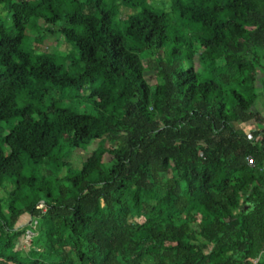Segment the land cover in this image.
Masks as SVG:
<instances>
[{
    "label": "trees",
    "instance_id": "obj_1",
    "mask_svg": "<svg viewBox=\"0 0 264 264\" xmlns=\"http://www.w3.org/2000/svg\"><path fill=\"white\" fill-rule=\"evenodd\" d=\"M0 10V264H264V0Z\"/></svg>",
    "mask_w": 264,
    "mask_h": 264
},
{
    "label": "rangeland",
    "instance_id": "obj_2",
    "mask_svg": "<svg viewBox=\"0 0 264 264\" xmlns=\"http://www.w3.org/2000/svg\"><path fill=\"white\" fill-rule=\"evenodd\" d=\"M148 2L154 4L155 6L158 7H162L165 11H169V4H170V0H148ZM130 11L127 8L121 7V14H126L129 13ZM0 16L4 19L5 22L8 23V21L6 20L7 17H5V12H3L2 10H0ZM51 29H55L54 26H51ZM29 41L32 42V46L34 49H36L37 51H46L49 53H55L56 51L59 52L60 54H64L65 52H70L72 51V46L70 43L65 42L59 35L57 34H53L51 36L45 37V38H35L34 37V33H30L29 32ZM240 55L248 57L250 56V49H245L244 51H242L240 53ZM261 63L264 65V59H261ZM154 72L153 71H144L143 72V77L146 80V82L148 83V85H151L154 81ZM252 111L257 112L260 116L264 117V94L261 93L258 89L257 92V98L254 101L253 105H252ZM263 112V113H262ZM236 128L242 129L245 132H249L251 129H260L261 125L258 124L257 122L251 121L249 123H245V124H235ZM101 144H103L106 147H111L113 146L110 143L107 142H102ZM95 144L93 143L91 146L87 147V148H78L75 149V153L81 158H85V156L87 155L88 151H90L91 148H93ZM3 195V189L0 188V196ZM40 203L37 205V207L39 206ZM28 221V217L27 215H23L20 219H19V223L21 225L26 224ZM193 226V225H192ZM25 232L24 236H19L18 237V242L20 243L19 245L22 247H25V244L28 243V235L29 233Z\"/></svg>",
    "mask_w": 264,
    "mask_h": 264
},
{
    "label": "built area",
    "instance_id": "obj_3",
    "mask_svg": "<svg viewBox=\"0 0 264 264\" xmlns=\"http://www.w3.org/2000/svg\"><path fill=\"white\" fill-rule=\"evenodd\" d=\"M245 132V131H244ZM246 134H247V137L249 138V134H248V132H245ZM246 160H247V163H249V164H253V161H252V158H246ZM40 207L39 208H41L42 207V204L40 203V205H39ZM27 233H29L28 231H27ZM26 233V234H27ZM29 237H30V233L29 234H27ZM29 237H28V239H29Z\"/></svg>",
    "mask_w": 264,
    "mask_h": 264
},
{
    "label": "crops",
    "instance_id": "obj_4",
    "mask_svg": "<svg viewBox=\"0 0 264 264\" xmlns=\"http://www.w3.org/2000/svg\"><path fill=\"white\" fill-rule=\"evenodd\" d=\"M263 112H264V111H263ZM263 112H262V113H263Z\"/></svg>",
    "mask_w": 264,
    "mask_h": 264
}]
</instances>
